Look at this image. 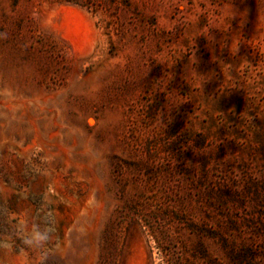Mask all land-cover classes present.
I'll list each match as a JSON object with an SVG mask.
<instances>
[{"label": "rangeland", "instance_id": "obj_1", "mask_svg": "<svg viewBox=\"0 0 264 264\" xmlns=\"http://www.w3.org/2000/svg\"><path fill=\"white\" fill-rule=\"evenodd\" d=\"M6 239L0 264H264V0H0Z\"/></svg>", "mask_w": 264, "mask_h": 264}, {"label": "clouds", "instance_id": "obj_2", "mask_svg": "<svg viewBox=\"0 0 264 264\" xmlns=\"http://www.w3.org/2000/svg\"><path fill=\"white\" fill-rule=\"evenodd\" d=\"M54 231L51 227H46L44 230H40L38 226L33 225L30 232L25 234V238L23 239V243L32 248H43L44 245L51 238V233ZM12 247L11 243L5 240V242L0 243V248H4L10 250ZM46 258V253H41L38 257V261L42 262Z\"/></svg>", "mask_w": 264, "mask_h": 264}]
</instances>
